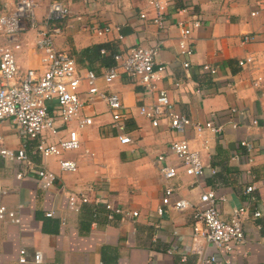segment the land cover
<instances>
[{
	"label": "crops",
	"instance_id": "obj_1",
	"mask_svg": "<svg viewBox=\"0 0 264 264\" xmlns=\"http://www.w3.org/2000/svg\"><path fill=\"white\" fill-rule=\"evenodd\" d=\"M49 1L41 0L39 18L45 16ZM63 1L72 13L62 22L64 31L56 37V45L74 56L78 68L102 75L110 66L105 59L109 61L112 53L134 45L158 47V63L166 66L159 86L168 90L178 111L200 122L212 112L220 122L232 107L245 113L237 118L238 128L228 127L219 134L189 132L191 147L206 166L202 178L197 181L180 166L178 176L165 180L158 156L167 154L171 142L184 135L166 123L155 127L140 114V106L151 98L137 80L124 72L110 85L100 79L103 90L122 96L126 133L133 141L121 142L107 104L96 100L82 112L94 120L80 129L82 147L63 156L76 160L78 170L62 171L56 158L45 159L33 154V145L27 147L35 163L57 173L51 188H42L34 172L18 178L25 165L0 157V204L19 211L23 221L18 225L0 219V264H19L20 248L27 249L30 259L35 250H42V264H198V255L192 251L193 209L177 210L174 202L184 197L201 205L199 195L209 188L227 197L223 204L226 219L242 205H248L251 214L245 222L246 241L233 254L206 243L207 252L217 256L218 264H226L227 259L232 264H264V89L253 83L259 74L264 77V0H173L167 7L171 23L164 30L154 23L156 11L147 0ZM192 15L202 18L203 24L193 30L194 55L185 68L178 22ZM107 26H112L110 32H97ZM245 34L254 39L244 42ZM24 39L19 64L43 69L37 33L27 32ZM248 55L255 57V68L239 65ZM205 64L214 66L217 73L205 70ZM254 117L259 118L258 126L252 125ZM0 136L11 148L28 142L9 120L0 122ZM242 140L256 145L252 161H248L252 152L240 146ZM236 152L240 159L233 158ZM170 162L181 165L175 156ZM211 167L216 168L215 174ZM251 184L256 189L247 192ZM167 186L175 190L170 197L165 194ZM69 192L87 194L91 201L78 211L71 210ZM100 196L114 207L136 210L139 215L129 217L96 204ZM20 204L24 205L21 209ZM159 207L164 208L163 214ZM258 209L262 215L253 216ZM50 210L56 214L47 216ZM29 264L36 263L31 260Z\"/></svg>",
	"mask_w": 264,
	"mask_h": 264
},
{
	"label": "built area",
	"instance_id": "obj_2",
	"mask_svg": "<svg viewBox=\"0 0 264 264\" xmlns=\"http://www.w3.org/2000/svg\"><path fill=\"white\" fill-rule=\"evenodd\" d=\"M155 8L153 17L162 30L169 27L171 20L167 7L173 0H147ZM257 4L260 5L258 2ZM41 0H2L0 2V122L6 120L15 124L28 139L21 148H11L3 144L0 136V157L10 162H20L25 165V170L18 172V178H24L28 173L37 174L42 188H51L57 180V173L47 166H39L32 159L27 147L33 145V154L43 158H56L62 171L78 170L76 160L64 158L66 152L79 150L82 147L80 129L94 123L93 117L83 116L84 108L102 100L108 106L112 116V124L119 131L122 143H131L132 138L126 133V106L118 92L103 90L99 80L112 84L122 72L137 80L145 87L146 94L151 98L149 102L140 106V114L158 127L166 123L175 132L184 135L175 139L169 145L167 154H160L157 165L163 179L170 180L179 174L182 166L185 173L197 181L205 174L206 166L199 152L191 147L189 132L202 134L211 131L214 134L222 133L226 128H238V117L244 115L240 108H229L226 118L217 121V113L212 112L204 122L192 119L178 111L172 102L168 90L159 86L162 72L166 66L158 63L159 48L142 45L130 46L127 51L113 54L115 64L106 68L102 75L93 69L82 70L78 68L76 59L67 50L59 49L56 37L63 33L62 22L72 13L71 8L63 0H50L47 12L43 18L38 17V8ZM186 11L187 8L182 9ZM257 12L253 11L255 15ZM142 18L147 14L142 12ZM189 20L178 22L181 38L179 47L185 56L183 66L189 68L194 55L192 33L194 28H199L203 20L196 15ZM112 30V26L98 28L102 35ZM30 31L37 33L36 47L42 54L43 69L23 68L18 61V53L26 44L25 34ZM254 39L250 34H245L243 41L251 42ZM105 51V50H104ZM239 65L244 68H255L256 59L248 55L239 60ZM204 69L217 73V69L210 64H205ZM256 87L264 89L262 74L253 80ZM179 85V83H177ZM252 125H259V118L252 119ZM33 141V143H31ZM246 147L249 154L248 161L253 160L256 145L246 140L240 142ZM175 156L181 165L170 162ZM233 158L240 159L236 152ZM213 174L216 168L211 167ZM256 189L255 184L247 186L246 191ZM174 187L167 186L165 194L170 197ZM201 205L181 197L175 200L177 210L193 209V247L192 251L198 255V264H218L215 254L208 253L205 244H213L225 254H233L236 247L246 241L245 222L251 214L248 205L234 208L232 216L226 219L223 216V204L227 200L216 188H209L199 195ZM87 194L69 192L67 206L74 211L90 202ZM96 204H104L107 209L125 215L138 216L136 210H123L114 207L112 203L102 196L95 199ZM23 204L19 208H23ZM159 214L164 213V208L159 207ZM55 210L46 212L47 216H54ZM262 210L253 212V216L260 217ZM0 219H9L21 225L22 217L16 209H11L5 204H0ZM33 260L42 264L44 255L42 250H35L30 259L26 248H20L18 254L19 264H29ZM226 264H232L227 259ZM252 264H259L258 262Z\"/></svg>",
	"mask_w": 264,
	"mask_h": 264
},
{
	"label": "trees",
	"instance_id": "obj_3",
	"mask_svg": "<svg viewBox=\"0 0 264 264\" xmlns=\"http://www.w3.org/2000/svg\"><path fill=\"white\" fill-rule=\"evenodd\" d=\"M98 48V50L100 51L101 50V48H102V46H99V47H97ZM93 50V49H92ZM114 53H116V52H114ZM114 53H112L111 55H112V57H113V54ZM112 57H110L109 59V61L107 60V59H105L106 60V62H107V64L108 65H113V64H115V59H114V57L112 58ZM112 59H114V60H112ZM105 60H104V62H105Z\"/></svg>",
	"mask_w": 264,
	"mask_h": 264
}]
</instances>
